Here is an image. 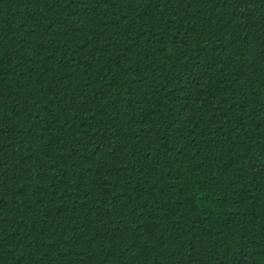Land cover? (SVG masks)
Instances as JSON below:
<instances>
[{"label": "trees", "instance_id": "obj_1", "mask_svg": "<svg viewBox=\"0 0 264 264\" xmlns=\"http://www.w3.org/2000/svg\"><path fill=\"white\" fill-rule=\"evenodd\" d=\"M0 264H264V0H0Z\"/></svg>", "mask_w": 264, "mask_h": 264}]
</instances>
